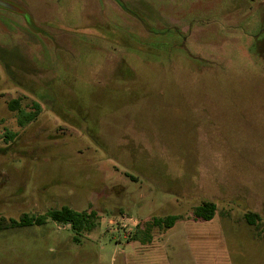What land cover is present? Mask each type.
I'll return each instance as SVG.
<instances>
[{
    "label": "rangeland",
    "instance_id": "1",
    "mask_svg": "<svg viewBox=\"0 0 264 264\" xmlns=\"http://www.w3.org/2000/svg\"><path fill=\"white\" fill-rule=\"evenodd\" d=\"M18 1L43 32L0 11V264H264V0ZM63 206L93 227L13 226Z\"/></svg>",
    "mask_w": 264,
    "mask_h": 264
},
{
    "label": "trees",
    "instance_id": "2",
    "mask_svg": "<svg viewBox=\"0 0 264 264\" xmlns=\"http://www.w3.org/2000/svg\"><path fill=\"white\" fill-rule=\"evenodd\" d=\"M14 102L17 103L16 101ZM14 102L10 103L8 105V108H10L15 113L17 125L21 129H23L34 120L36 114L40 110V105L37 101L31 100L30 104H26V109L28 107H31V110L26 111L23 108L17 109L16 107H13L12 104ZM17 137L18 135L10 130H4L2 135L3 142L7 145H9L11 142L16 141ZM215 213L216 205L212 201H201L194 209L195 219H200L203 221L212 220ZM244 218L249 224H254L255 222L259 221V216L255 213H246L244 215ZM96 219L97 215L94 211L77 212L71 208L63 206L59 209L47 210L46 212H44V214L41 215L22 218L19 223H13V226H38L44 224L47 220H50L62 226H69L71 230L79 234L93 227V222ZM175 220V216L167 217L165 220H163L164 227H171Z\"/></svg>",
    "mask_w": 264,
    "mask_h": 264
},
{
    "label": "flooded vegetation",
    "instance_id": "3",
    "mask_svg": "<svg viewBox=\"0 0 264 264\" xmlns=\"http://www.w3.org/2000/svg\"><path fill=\"white\" fill-rule=\"evenodd\" d=\"M1 1L10 3L22 11V13H16V12L9 11V10H6V9L0 7V11H3L6 14L8 13V14L18 16V18H20L21 24H20V26L15 27L16 31L25 35V34L38 33V32H41L43 30L42 27L36 26L33 23V19H32L33 14L29 10V8L27 6H25L22 2H20L18 0H1ZM259 29H260V33L262 35V38L260 40L257 39L256 42H257V45L264 46V18L261 22H259Z\"/></svg>",
    "mask_w": 264,
    "mask_h": 264
},
{
    "label": "water",
    "instance_id": "4",
    "mask_svg": "<svg viewBox=\"0 0 264 264\" xmlns=\"http://www.w3.org/2000/svg\"><path fill=\"white\" fill-rule=\"evenodd\" d=\"M0 7L4 8L6 10H9V11L16 12V13H22V11L19 8H17L16 6H14L10 3L1 1V0H0Z\"/></svg>",
    "mask_w": 264,
    "mask_h": 264
}]
</instances>
